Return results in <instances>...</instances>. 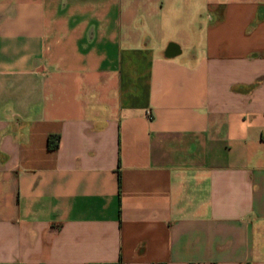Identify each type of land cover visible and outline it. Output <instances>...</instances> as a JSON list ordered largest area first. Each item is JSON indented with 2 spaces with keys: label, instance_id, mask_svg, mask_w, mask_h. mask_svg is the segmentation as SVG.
<instances>
[{
  "label": "crops",
  "instance_id": "crops-1",
  "mask_svg": "<svg viewBox=\"0 0 264 264\" xmlns=\"http://www.w3.org/2000/svg\"><path fill=\"white\" fill-rule=\"evenodd\" d=\"M0 264H264V0H0Z\"/></svg>",
  "mask_w": 264,
  "mask_h": 264
},
{
  "label": "trees",
  "instance_id": "trees-1",
  "mask_svg": "<svg viewBox=\"0 0 264 264\" xmlns=\"http://www.w3.org/2000/svg\"><path fill=\"white\" fill-rule=\"evenodd\" d=\"M52 135H49L47 138V145L50 149L55 148L57 146V141L55 140L54 142L52 141Z\"/></svg>",
  "mask_w": 264,
  "mask_h": 264
},
{
  "label": "built area",
  "instance_id": "built-area-1",
  "mask_svg": "<svg viewBox=\"0 0 264 264\" xmlns=\"http://www.w3.org/2000/svg\"><path fill=\"white\" fill-rule=\"evenodd\" d=\"M149 114V112H147Z\"/></svg>",
  "mask_w": 264,
  "mask_h": 264
}]
</instances>
